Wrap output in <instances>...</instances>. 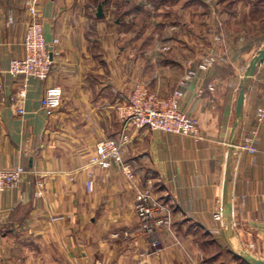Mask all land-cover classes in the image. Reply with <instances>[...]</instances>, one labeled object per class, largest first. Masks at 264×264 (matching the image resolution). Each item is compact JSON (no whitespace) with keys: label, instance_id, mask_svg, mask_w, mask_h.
<instances>
[{"label":"crops","instance_id":"1","mask_svg":"<svg viewBox=\"0 0 264 264\" xmlns=\"http://www.w3.org/2000/svg\"><path fill=\"white\" fill-rule=\"evenodd\" d=\"M26 1L0 0V166L26 169L18 187L0 192V264H245L237 262L240 256L215 259L208 251L213 245L234 247L225 205L234 212L236 245L264 258V124L258 128L256 152L236 147L256 127V111L264 103L259 81H249L243 117L236 115L242 72L263 39L227 30L217 64L209 72L198 71L184 87L181 107L196 118L203 135L196 140L125 128L117 106L138 81L161 96L178 88L189 62L197 63L207 51L198 50L197 38L180 30L192 24L196 31L202 22L176 19L175 33L157 38L142 32L115 51L116 44L102 42L100 22L98 33L91 34L92 5L85 0H33L47 42L59 39L54 47L59 54L49 78L30 77L23 95V82L9 72V63L24 55L32 19ZM223 1L190 0L184 7L215 9L222 17L227 12ZM51 85L61 86L64 95L49 117L41 98ZM124 135V160L133 179L119 165L103 169L90 162L100 140ZM140 187L151 188L172 212L171 230L160 231L164 248L155 253H149L148 238L136 232ZM127 231L132 234L125 236ZM202 253L205 259L199 261Z\"/></svg>","mask_w":264,"mask_h":264},{"label":"built area","instance_id":"2","mask_svg":"<svg viewBox=\"0 0 264 264\" xmlns=\"http://www.w3.org/2000/svg\"><path fill=\"white\" fill-rule=\"evenodd\" d=\"M33 0H27L32 19L27 25L23 39L24 55L14 58L9 63V72L21 79L23 86L20 93L25 94V84L30 77L47 79L51 75L53 57L59 54L54 47L59 43V39H53L49 44L45 38L42 22L34 7ZM10 22L13 18L10 17ZM52 48V49H51ZM167 47H164L166 49ZM218 62L217 55L213 52L202 54L197 63L189 62L188 68L179 82V87L168 96L159 95L146 82L138 81L128 97V99L117 106V114L124 127L148 128L154 131L167 133L184 134L196 140L203 138L199 123L190 114L186 113L182 107V99L185 95L186 87L198 74V71L209 72ZM0 64V73H1ZM261 83L264 91V69L261 72ZM3 84L0 82V91ZM209 90H214L213 84H208ZM204 93V88L199 89V94ZM63 88L59 85H51L46 88L42 98L41 106L47 116H53L63 103ZM17 99V98H16ZM16 104L17 100H13ZM23 113V109L19 110ZM256 127L250 132L244 141L236 147L241 151L256 152L255 142L258 135V128L264 124V103L256 111ZM124 135L120 138L107 137L100 140L96 145L95 152L90 157V162L103 169H109L114 165L121 166L129 178H134V173L127 169L124 160L123 141ZM26 169L24 166L13 167L0 166V192L19 186ZM90 190L93 182L88 183ZM135 212L139 219L136 232L144 234L149 240V252H158L163 249L164 244L160 237L162 228L171 230L173 223L170 207L161 201L149 187L137 188L135 194ZM225 219L227 213L224 212ZM234 218V212L233 216ZM132 232H125V236H130ZM201 264H208L204 261Z\"/></svg>","mask_w":264,"mask_h":264},{"label":"rangeland","instance_id":"3","mask_svg":"<svg viewBox=\"0 0 264 264\" xmlns=\"http://www.w3.org/2000/svg\"><path fill=\"white\" fill-rule=\"evenodd\" d=\"M104 0H85L86 4H91L92 10H89V16L92 21L93 27L91 28V34L96 35L97 22H100L101 25V39L102 42L107 41L108 43H114L115 51L120 50V46H126L128 44L129 36H135L142 32H150L152 35H155L157 38L165 34L175 33L172 25L174 20H185L187 22L194 23L193 19H196L197 22H202V25L196 27V31L193 30V27H188L186 29H181V35L189 38H197L196 48L198 50H207V52H213L217 54V50L221 47V44L225 43V33L227 30L231 32L241 31L243 34L247 35H256L263 39L262 48H264V5L257 3L260 0H224V8H226V13L220 16L217 14V10L209 8H197V7H184V3H189L190 0H105L104 7V16L101 17L100 21L95 20L97 12V7L100 2ZM193 1V0H191ZM137 6H140L142 10L139 12L133 11L134 17L130 14H125L128 9H136ZM246 6V7H245ZM251 8L250 11L246 9V12H243L245 8ZM132 13V12H131ZM212 18L216 20L212 21ZM241 20V25H238V21ZM165 22V23H163ZM208 26L207 24H211ZM96 24V25H95ZM210 31V32H208ZM210 33L213 35V39L210 40L208 35ZM180 34V33H178ZM127 35V37H124ZM222 36L224 39H222ZM208 39L210 41H208ZM168 47L164 50H167ZM218 58V56H217ZM248 68V67H247ZM247 68L244 70L246 72ZM264 69V62L262 65L257 68L255 76L252 77V80L259 83V88H262L261 83V72ZM242 72V79L240 86L242 84L247 85L249 81L244 79L245 73ZM239 86V90H240ZM263 89V88H262ZM238 90V91H239ZM260 97V93L257 94ZM233 220L231 219V225L228 227L230 230V238L233 243V248L226 244L213 245L211 248H208L210 255L217 258V255L220 254L223 258H228L233 260L235 256L239 257L240 255H250L252 257L260 258L256 256L255 253L247 246H237L236 236L234 237ZM232 227V228H231ZM232 237V238H231ZM164 248V247H163ZM230 248V251L228 250ZM155 253V252H149ZM253 253V254H252ZM238 254V255H237ZM240 254V255H239ZM205 259V256L200 254L199 261ZM263 259L264 258H260ZM236 260V259H235ZM237 262H245L242 259H237ZM202 263V262H201ZM243 264V263H242ZM245 264H247L245 262Z\"/></svg>","mask_w":264,"mask_h":264},{"label":"water","instance_id":"4","mask_svg":"<svg viewBox=\"0 0 264 264\" xmlns=\"http://www.w3.org/2000/svg\"><path fill=\"white\" fill-rule=\"evenodd\" d=\"M104 14H105L104 7H103V4L100 2L97 7L96 16L101 18L104 16ZM263 62H264V48L261 49L251 60L245 72L244 79L247 81H250L252 77L255 76L258 65ZM246 87L247 86L245 84H242L239 90V94H238L237 105H236V115L239 119L243 117V104H244V99H245ZM227 186H228V171L226 173L225 185H224L225 195L227 192ZM224 212L227 213V220L231 221L232 216H233L232 208L229 205H225ZM240 258H243V260L247 264H264L263 259L252 257L250 255H240Z\"/></svg>","mask_w":264,"mask_h":264},{"label":"trees","instance_id":"5","mask_svg":"<svg viewBox=\"0 0 264 264\" xmlns=\"http://www.w3.org/2000/svg\"><path fill=\"white\" fill-rule=\"evenodd\" d=\"M103 4V6L105 5V0L101 2ZM132 10H136L137 12H139L140 10H142V8L140 6H137L136 9H132ZM126 13L125 14H130L131 13V9H128L125 11Z\"/></svg>","mask_w":264,"mask_h":264}]
</instances>
